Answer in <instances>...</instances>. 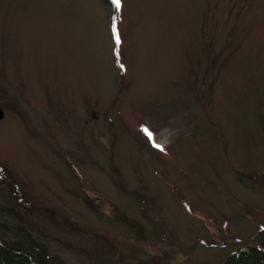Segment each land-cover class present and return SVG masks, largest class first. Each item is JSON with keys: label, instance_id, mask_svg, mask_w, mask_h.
Returning a JSON list of instances; mask_svg holds the SVG:
<instances>
[{"label": "rangeland", "instance_id": "374dc122", "mask_svg": "<svg viewBox=\"0 0 264 264\" xmlns=\"http://www.w3.org/2000/svg\"><path fill=\"white\" fill-rule=\"evenodd\" d=\"M0 109V246L264 264V0H0Z\"/></svg>", "mask_w": 264, "mask_h": 264}, {"label": "trees", "instance_id": "16d2710c", "mask_svg": "<svg viewBox=\"0 0 264 264\" xmlns=\"http://www.w3.org/2000/svg\"><path fill=\"white\" fill-rule=\"evenodd\" d=\"M0 258L5 264H29L32 260V258L24 251L22 250H9L5 248L3 244L0 246ZM12 253V254H9ZM251 253L254 255L252 256H246V254L243 253L244 259H251V260H264V250H258L257 248H251ZM240 261V260H239ZM238 261V262H239ZM38 264H51L49 262L40 261L37 262ZM233 264L234 262L229 260L228 264ZM240 263V262H239ZM246 264V263H244Z\"/></svg>", "mask_w": 264, "mask_h": 264}, {"label": "snow or ice", "instance_id": "6c2138e0", "mask_svg": "<svg viewBox=\"0 0 264 264\" xmlns=\"http://www.w3.org/2000/svg\"><path fill=\"white\" fill-rule=\"evenodd\" d=\"M111 2H112V4L116 7V10H117V11H120V9H121V4H122V0H111ZM113 29H114V31H115V26H113ZM117 40H118V37H117ZM141 131L144 132V134L147 135L148 138H149V140L151 141V139H152V134H151V132H150L146 127H142ZM153 147H156V148H158L159 150L163 151V147H162L160 144H158V143H154V144H153Z\"/></svg>", "mask_w": 264, "mask_h": 264}, {"label": "water", "instance_id": "95a60500", "mask_svg": "<svg viewBox=\"0 0 264 264\" xmlns=\"http://www.w3.org/2000/svg\"><path fill=\"white\" fill-rule=\"evenodd\" d=\"M2 116H3V112H2V110L0 109V118H2Z\"/></svg>", "mask_w": 264, "mask_h": 264}]
</instances>
